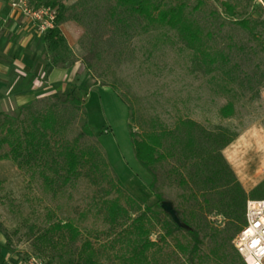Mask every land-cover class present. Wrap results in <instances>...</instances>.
I'll list each match as a JSON object with an SVG mask.
<instances>
[{
  "label": "rangeland",
  "instance_id": "obj_1",
  "mask_svg": "<svg viewBox=\"0 0 264 264\" xmlns=\"http://www.w3.org/2000/svg\"><path fill=\"white\" fill-rule=\"evenodd\" d=\"M27 1L35 8L57 3L53 8L58 18L63 17L62 33L72 51L66 88L77 89L86 112L65 126L61 140L71 143L81 136L80 149L98 161L104 159L101 169L106 177L83 176L51 189L43 177V173L52 177L49 171L34 166L19 169L11 160L0 161V264L83 263L80 253L88 254H84L87 243L95 252L94 264H122V241L127 236L121 226L108 222L105 201L120 198L121 205L135 213L133 218L156 203L150 190L152 176L135 157L129 123L137 134L173 129L186 119L209 132L228 130L235 137L222 155L245 191L250 193L264 182V0H162L168 7L186 5V18L201 30L200 44L193 48L175 30L125 17L129 40L121 60L114 57L115 49L111 55L89 53L92 34L86 35L80 23L82 6L105 15L102 0ZM224 2L235 7L233 15ZM243 20L248 28L235 24ZM114 34L115 27L105 33ZM47 104L39 102L38 109ZM228 104L234 112L224 117L221 110ZM128 107L135 112V122ZM7 114L23 115L21 108ZM86 121L92 137L83 132ZM170 169L171 163L158 167L156 191L163 197L164 213L173 210L180 219L184 191ZM118 181L123 195L113 187ZM208 219L214 227L225 225L221 216L212 214ZM160 233L157 228L151 237L159 246L148 252L150 264H191V255L177 245H188L189 235L181 232L163 242ZM200 256L196 264H232L209 241L201 246Z\"/></svg>",
  "mask_w": 264,
  "mask_h": 264
},
{
  "label": "trees",
  "instance_id": "obj_2",
  "mask_svg": "<svg viewBox=\"0 0 264 264\" xmlns=\"http://www.w3.org/2000/svg\"><path fill=\"white\" fill-rule=\"evenodd\" d=\"M102 1L107 7L105 15L98 14L99 10L95 13L92 8L82 6L83 17L80 23L86 35L92 34L90 54L111 55L112 49H115L114 57L122 59L129 40V27L125 17L145 20L149 27L175 30L193 48L196 43L201 42V30L186 18L184 3L168 7L162 0ZM56 4L48 3L47 7H55ZM222 6L228 13L234 14L235 7L230 3L224 2ZM61 19L62 16L57 19L56 27L44 36L46 72L54 68H70L68 59L72 56V51L62 33ZM235 24L248 28L245 20L235 21ZM112 27H115L116 35L106 37L107 29ZM262 51L264 53V43ZM204 56L207 57V54ZM112 87L116 90L115 86ZM39 102L49 104L38 109ZM83 108L84 99L79 96L75 87L69 86L64 91H57L47 98L22 106L24 116L12 117L7 113H0V161L11 160L19 169L34 166L49 171L53 176L43 173V177L51 189L83 176L92 180H98V176L105 178V168L101 169L106 165L104 159L98 161L93 153L82 151L81 136L71 143L61 140L67 124L76 121L79 115L86 116ZM128 110L130 120L135 122V112L129 107ZM233 112L232 104L221 110L224 117L231 116ZM129 130L135 157L152 176L150 190L154 193L156 203L147 205L133 218L135 213H130L123 207L120 198L105 201L108 222L112 226H121L127 236L122 241V264H150L148 252L159 246L151 238L157 228L161 231L160 241L163 242L181 232L189 235L188 245L181 242H177V245L183 253L191 255V264H196V259H201V246L206 241L213 243L230 263L235 264L239 260L241 264H245L233 242L244 226L247 201L264 200V182L247 193L223 157L222 151L233 142L235 136L228 130L209 132L190 119L179 121L173 129H154L140 134L134 132L133 125L129 123ZM83 132L87 136H94L87 121L84 122ZM165 163H171L170 173L178 178L177 182L184 191L183 209L178 212L182 224L190 228L188 231L182 229L161 208L164 200L156 191L157 170ZM113 187L123 195L120 181ZM212 214L223 217V228L214 227L210 223L208 216ZM63 226L72 233H77L71 225ZM55 228L61 229V226L57 225ZM2 231L3 227L0 225V234ZM85 252L88 253L86 256L80 253L83 263L79 261L69 264H94L95 252L89 243L86 244L84 254Z\"/></svg>",
  "mask_w": 264,
  "mask_h": 264
},
{
  "label": "crops",
  "instance_id": "obj_3",
  "mask_svg": "<svg viewBox=\"0 0 264 264\" xmlns=\"http://www.w3.org/2000/svg\"><path fill=\"white\" fill-rule=\"evenodd\" d=\"M45 55L44 36L36 32L30 19L0 1V113L66 89L70 71L54 68L46 72Z\"/></svg>",
  "mask_w": 264,
  "mask_h": 264
},
{
  "label": "built area",
  "instance_id": "obj_4",
  "mask_svg": "<svg viewBox=\"0 0 264 264\" xmlns=\"http://www.w3.org/2000/svg\"><path fill=\"white\" fill-rule=\"evenodd\" d=\"M8 3L14 11L30 19L40 36L56 27L59 14L56 8H35L27 0H8ZM233 243L245 264H264V200L247 201L245 223Z\"/></svg>",
  "mask_w": 264,
  "mask_h": 264
},
{
  "label": "water",
  "instance_id": "obj_5",
  "mask_svg": "<svg viewBox=\"0 0 264 264\" xmlns=\"http://www.w3.org/2000/svg\"><path fill=\"white\" fill-rule=\"evenodd\" d=\"M166 209V208H165ZM167 212L171 215V217L173 218L174 222L177 223L180 227L182 226V222L180 221V219H178V217L175 214V211L173 210H168L166 209ZM184 225V224H183Z\"/></svg>",
  "mask_w": 264,
  "mask_h": 264
},
{
  "label": "bare ground",
  "instance_id": "obj_6",
  "mask_svg": "<svg viewBox=\"0 0 264 264\" xmlns=\"http://www.w3.org/2000/svg\"><path fill=\"white\" fill-rule=\"evenodd\" d=\"M19 100V99H18ZM22 105V104H21Z\"/></svg>",
  "mask_w": 264,
  "mask_h": 264
}]
</instances>
